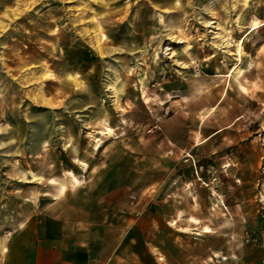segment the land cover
I'll return each mask as SVG.
<instances>
[{
    "label": "rangeland",
    "instance_id": "obj_1",
    "mask_svg": "<svg viewBox=\"0 0 264 264\" xmlns=\"http://www.w3.org/2000/svg\"><path fill=\"white\" fill-rule=\"evenodd\" d=\"M115 158L187 255L264 264V0H0V235Z\"/></svg>",
    "mask_w": 264,
    "mask_h": 264
},
{
    "label": "crops",
    "instance_id": "obj_2",
    "mask_svg": "<svg viewBox=\"0 0 264 264\" xmlns=\"http://www.w3.org/2000/svg\"><path fill=\"white\" fill-rule=\"evenodd\" d=\"M158 146V160L166 162V147ZM107 166L0 235V264H210L203 238L194 242L204 243L197 255L172 241L170 204L159 188L142 197L138 184L131 189L125 159Z\"/></svg>",
    "mask_w": 264,
    "mask_h": 264
},
{
    "label": "bare ground",
    "instance_id": "obj_3",
    "mask_svg": "<svg viewBox=\"0 0 264 264\" xmlns=\"http://www.w3.org/2000/svg\"><path fill=\"white\" fill-rule=\"evenodd\" d=\"M175 2H174V4L173 5H170V7H172V8H174L175 7ZM202 22H204V23H206V25H208V26H210V24L209 23H212L213 21H210V20H206L205 18H203L202 17ZM207 26V27H208ZM215 28H219V27H217V26H215ZM214 36H216L218 39H219V41L217 42V41H212V46L213 47H216V48H222V47H225V46H227V45H229V40H230V38L228 37V36H225V37H223L220 33H217V32H215V35ZM165 49H170V47H166ZM110 131H111V129L109 128V127H107V130L105 131V133L106 134H109L110 133ZM97 144V143H96ZM99 144H97V146H98Z\"/></svg>",
    "mask_w": 264,
    "mask_h": 264
}]
</instances>
